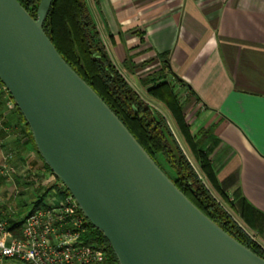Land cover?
I'll use <instances>...</instances> for the list:
<instances>
[{"label": "crops", "instance_id": "crops-1", "mask_svg": "<svg viewBox=\"0 0 264 264\" xmlns=\"http://www.w3.org/2000/svg\"><path fill=\"white\" fill-rule=\"evenodd\" d=\"M86 3L109 59L145 102L156 109L148 90L173 87L227 201L207 186L264 250V0ZM8 155L23 191L16 196L0 173V217L17 220L21 205L37 201L28 191L48 189L51 172L0 87V171Z\"/></svg>", "mask_w": 264, "mask_h": 264}, {"label": "water", "instance_id": "water-1", "mask_svg": "<svg viewBox=\"0 0 264 264\" xmlns=\"http://www.w3.org/2000/svg\"><path fill=\"white\" fill-rule=\"evenodd\" d=\"M52 3L41 0L35 19L18 0H0V81L119 264H264L176 187L62 58L44 31Z\"/></svg>", "mask_w": 264, "mask_h": 264}, {"label": "trees", "instance_id": "trees-1", "mask_svg": "<svg viewBox=\"0 0 264 264\" xmlns=\"http://www.w3.org/2000/svg\"><path fill=\"white\" fill-rule=\"evenodd\" d=\"M18 1L33 18H37L41 0ZM44 31L67 64L110 107L176 187L227 234L264 259V250L240 228L210 191L209 187L223 201H227L209 158L202 150L201 143L192 135L183 106L173 87L164 82L149 89L148 95L163 103L172 115L198 171L178 144L166 119L135 92L109 59L86 0H53L44 23ZM0 87H4L1 81ZM7 94L14 104L15 118L24 124L26 133L35 146L30 127L10 93ZM36 152L38 153L37 149ZM158 156L164 158L176 179L160 165ZM44 165L51 172L45 163ZM45 197L44 193L37 199L34 209L42 207ZM9 221L12 225L10 230L15 236H19L21 221ZM86 240L106 248L108 260L103 264H119L107 239L91 223Z\"/></svg>", "mask_w": 264, "mask_h": 264}, {"label": "built area", "instance_id": "built-area-1", "mask_svg": "<svg viewBox=\"0 0 264 264\" xmlns=\"http://www.w3.org/2000/svg\"><path fill=\"white\" fill-rule=\"evenodd\" d=\"M2 92L8 93L5 87ZM8 95V94H7ZM12 155L5 158L6 172L11 182ZM48 189L57 191V199L43 202L21 219L20 235L10 230L9 219L0 217V261L23 264H103L108 252L103 245L86 240L89 221L67 188L51 173ZM46 191V196L49 194ZM13 193H21L13 186ZM249 236V235H248ZM254 240L251 236H249Z\"/></svg>", "mask_w": 264, "mask_h": 264}, {"label": "rangeland", "instance_id": "rangeland-1", "mask_svg": "<svg viewBox=\"0 0 264 264\" xmlns=\"http://www.w3.org/2000/svg\"><path fill=\"white\" fill-rule=\"evenodd\" d=\"M152 99H153V102L157 101V100L154 99V98H152ZM154 100H155V101H154ZM179 102H180V101H179ZM154 105H155V107H157L156 109H157L162 115L165 116V118H166V120H167V123H168L170 129L172 130V132H173V134H174V136H175V138H176L178 144L181 146L182 150L184 151V153L186 154V156L188 157L189 161L192 163V165L194 166V168L198 171V170H199V169H198V166H197V164L195 163V161H194L192 155H191L190 152L188 151L186 144L183 142V140H182V138H181V136H180V134H179L177 128L175 127V125H174V123H173V121H172V119H171V117H170L169 112L167 111V108H166V107L164 106V104L161 103L160 101L155 102ZM157 160H158V162L160 163V165H161V166L167 171V173H168L173 179H176L175 174H174L173 171L170 169V167L166 164V162L164 161V158H163L162 156H158V157H157ZM10 177H11V179H12L11 182L8 181V180H9V176L5 175V176L1 177V178H2V183H5V185H6V184H10V185H12V188H13V184H14V183H15L16 187H17V185L20 186V185H19V184H20L19 181H17V180H19L18 177H16L14 174L11 175ZM16 183H17V184H16ZM21 183H22V182H21ZM21 186L24 187V185H21ZM18 188H19L20 191H23V188H22V187H18ZM47 190L49 191L50 189H47V188L45 189V188H43V187H40L39 189H38V188H36V189L33 188V190L28 191L29 199H30V200H35V201H36V200H37L41 195H43ZM54 198L57 199V191H56V190H51V191H49V194L45 197L44 200H45V202L48 203V201H49L50 199H54ZM27 200H28V199H23L22 201H23V203L25 204L26 202L29 201V200H28V201H27ZM28 203H29V202H28ZM33 204H34V201H33ZM225 207H226V205H225ZM33 208H34V206H33V205H30V203L28 204L27 207L21 205V206L19 207V211H18V212H19V214H18V219H23V218H25L26 215H27L28 213H30V212L33 210ZM5 211H6V213H8V214H12L11 212H7V209H5ZM4 217H5V216H4ZM5 218H9L8 215H7ZM9 219H10V218H9Z\"/></svg>", "mask_w": 264, "mask_h": 264}]
</instances>
